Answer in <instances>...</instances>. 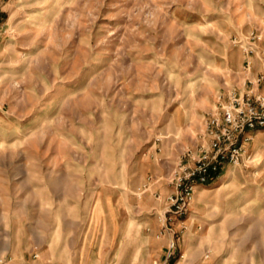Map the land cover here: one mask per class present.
Wrapping results in <instances>:
<instances>
[{"label": "rangeland", "instance_id": "374dc122", "mask_svg": "<svg viewBox=\"0 0 264 264\" xmlns=\"http://www.w3.org/2000/svg\"><path fill=\"white\" fill-rule=\"evenodd\" d=\"M263 14L264 0H0L6 242L49 264H264V129L181 216L172 174L213 106L175 158L161 144L177 106L241 85L235 39Z\"/></svg>", "mask_w": 264, "mask_h": 264}, {"label": "built area", "instance_id": "2783aa9c", "mask_svg": "<svg viewBox=\"0 0 264 264\" xmlns=\"http://www.w3.org/2000/svg\"><path fill=\"white\" fill-rule=\"evenodd\" d=\"M235 44L245 56L244 81L218 94L214 109L206 115L204 133L186 150L172 174L174 192L169 199L173 212L180 216L188 213L197 187L213 182L228 165L245 161L247 145L264 129V70L254 72L252 60L257 57L264 64V14L259 25L236 38ZM175 248L172 239L168 258Z\"/></svg>", "mask_w": 264, "mask_h": 264}, {"label": "crops", "instance_id": "0c3cea01", "mask_svg": "<svg viewBox=\"0 0 264 264\" xmlns=\"http://www.w3.org/2000/svg\"><path fill=\"white\" fill-rule=\"evenodd\" d=\"M244 60L245 56H243L242 62L239 63L236 67L241 69L243 67ZM252 60L254 63V72L264 70V64L260 61L259 58L253 57ZM198 103L199 106L202 105L200 109L199 107H196V105H179L166 119V122L162 128L165 139L161 143L164 148L163 153L165 155L171 154V156L175 158L177 155L176 153H178V149H176L177 145L174 143L182 141L183 138L187 137L190 134L187 129L189 128V123L196 122L200 119L201 113L210 109L212 106V109H214L216 105L215 99H213V94L202 99V102L199 101ZM19 252L20 250L15 247V244L13 242L7 243L5 237L0 232V259L3 260V264H49L47 257L41 259L38 256H28L27 253H22L21 255Z\"/></svg>", "mask_w": 264, "mask_h": 264}]
</instances>
